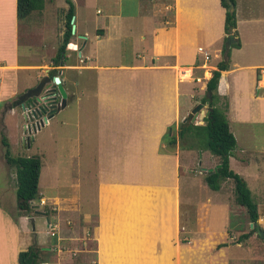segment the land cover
<instances>
[{
    "label": "crops",
    "instance_id": "0c3cea01",
    "mask_svg": "<svg viewBox=\"0 0 264 264\" xmlns=\"http://www.w3.org/2000/svg\"><path fill=\"white\" fill-rule=\"evenodd\" d=\"M123 1V8L111 7L99 18L94 36L83 30L71 41L76 48H69L79 55L73 60L68 54L67 62L61 60L59 65L77 72L74 80L61 73L60 77L69 94L68 103L74 100L80 105L78 164L82 171L84 160L91 163L98 184L97 205L83 212L78 196L62 199L56 244L48 238L33 245L42 249L41 258L51 253L40 264H203L205 257L216 256L200 243L180 248L182 149L179 143L171 149L165 137L170 130L172 133V126L177 133L180 122L191 117L197 96L206 94L207 82L223 60L227 10L221 0ZM20 22L17 0H0V34L9 39L11 34L8 44V38L0 44V100L8 107L21 85L17 72ZM236 37L240 42V36ZM263 66L230 63V69L222 71L219 94L228 98V112L241 125L264 124ZM53 67H58L54 61ZM246 69L254 73L252 89L244 80ZM184 95L194 99L191 106L183 102ZM246 96V106L237 107V101ZM8 109L16 111L12 105ZM208 109L198 117L204 120ZM243 150L250 149L244 146ZM209 159L214 169L220 158ZM5 194L0 195L4 198L0 200V264H20L19 253L31 247L26 236L31 215L9 208ZM207 201L211 203L212 197ZM240 208L251 223L246 208ZM259 211L258 221L264 229L260 206ZM53 221L48 217V224ZM197 232L194 234L199 236ZM256 237L251 231L247 242L218 245L222 247L220 264L237 259L234 256L240 250L234 248L244 249L240 246ZM203 238L207 237L198 240ZM250 256L245 263L257 264L263 259L259 253Z\"/></svg>",
    "mask_w": 264,
    "mask_h": 264
},
{
    "label": "rangeland",
    "instance_id": "374dc122",
    "mask_svg": "<svg viewBox=\"0 0 264 264\" xmlns=\"http://www.w3.org/2000/svg\"><path fill=\"white\" fill-rule=\"evenodd\" d=\"M126 2L128 5V1ZM73 3L75 14L71 21L72 41H75L83 30L94 36L99 18L111 7L116 6L121 9L125 5L123 0H73ZM69 8L70 5L66 0H46L43 10L34 11L20 22L21 45H19V54L21 58L17 72L21 78V85L19 83L20 92L16 97L10 99L12 101L9 104V107L12 105L16 111L9 110L5 102L0 100V195L3 191L6 192L5 196L9 198V208L13 206L17 209V175L16 168L10 166L6 161V146L3 143V138L7 137L11 153L14 156L39 154L43 160L39 185L42 198L34 204L35 210L28 214V216L31 215V218L28 219L26 236L31 247L36 240L40 242L48 238L54 240L51 243L56 244L61 228L57 225L59 212L64 197L71 195L75 198L78 196L81 199L83 212L92 211L97 205L98 184L97 179L93 178L94 172L91 171V163L88 162V159L84 160L82 171L79 169L76 131L77 108L80 105L76 101L70 100L65 108L56 112L49 123L34 134L30 146L24 142V125L26 122L20 106V96L28 88L37 85L43 76H50V71L54 68L53 58L60 45L63 44L68 20L66 13ZM235 9L237 27L238 20H240L237 31L241 45L234 44L232 46L229 62L231 65H235V63L264 64V0H237ZM7 38L8 36L0 34V44ZM10 39H7V44ZM68 54L75 60L79 51H73L69 48ZM31 65H35V70H31ZM65 67L58 66L56 68L59 69V74L67 75L70 80H74L77 72L64 69ZM243 75L246 85L252 89L254 85L253 71L246 69L243 71ZM66 87L68 88V86ZM202 98L197 96L198 103H203ZM246 100L247 96L245 100L237 101L235 105L244 108ZM226 101V98L222 97L220 105L224 106ZM183 102L186 106H191L194 99L190 95H184ZM250 106L253 107V104ZM205 108H208V103H204L200 112ZM226 114L238 143L231 157V169L247 181L254 199L261 203L259 206L261 207V214L264 215V124L248 123L241 125L236 121L237 119H234L233 113L227 111ZM190 116L192 119L193 115L190 114ZM194 122L197 124L205 123L201 117H198ZM244 146L250 150L244 151ZM181 149L184 167L181 172L183 219L180 229V248L195 247L200 243L207 250L216 252L215 257H205L203 264H220L223 257L222 251L219 249L222 247L218 248V245L225 246L234 240H239L243 234L251 233V223L246 222V213H241L243 209L235 201L233 179L222 180V190L219 191H213L206 182L205 174L212 168L213 164L209 165L212 161L209 158L219 157L213 155L209 150L204 152L199 147ZM199 171L203 174L197 173ZM208 196L212 197L211 203L207 201ZM0 200L3 201L4 198ZM35 205L39 206L36 207ZM16 209H13L12 213L15 214ZM39 210L49 215L38 214L37 211ZM48 217L54 218L55 222L48 224ZM198 230L200 235L196 236ZM204 236L207 237L206 240L204 238L202 241L198 240ZM258 237L249 242V245L245 243L240 246L244 249L234 248L236 252L240 251L234 256L237 259H230L229 264H233L232 260L245 262L246 259L251 258L250 255L253 252L263 256V259L261 258L257 264H264V240ZM244 241L247 242V238ZM93 248L94 245L90 241L89 254L91 256ZM44 254L43 259L49 257L51 253Z\"/></svg>",
    "mask_w": 264,
    "mask_h": 264
},
{
    "label": "trees",
    "instance_id": "16d2710c",
    "mask_svg": "<svg viewBox=\"0 0 264 264\" xmlns=\"http://www.w3.org/2000/svg\"><path fill=\"white\" fill-rule=\"evenodd\" d=\"M70 8L66 13L67 29L64 33L63 44L60 45L56 56L53 58L54 65H61V60L67 62L69 46L75 48L76 44L72 40V23L71 20L75 14L73 0H66ZM222 5L226 8L225 32L227 36L234 33L239 35L237 31V15L236 9L231 11L230 4L226 0H221ZM236 5L237 0H232ZM46 0H17V13L19 20L23 21L29 17L34 11L43 10ZM225 37V41L227 39ZM240 46V42L235 43ZM225 51V44L223 52ZM213 71L212 77L207 82L206 94L202 98L203 103H208V114L204 118V124L192 122L191 117L180 122L177 133L174 132L175 127L172 126L165 137L167 145L173 149L179 143L181 148L199 147L202 150H209L213 155L220 158L221 166L218 170L212 169L205 174V179L208 186L218 191L221 188V182L224 179H233L234 193L237 204L246 208L250 222H256L260 218L259 203L254 199L253 193L247 181L233 169H231L230 159L237 146V138L231 130L230 121L226 112L229 109V100L227 97L224 106L220 105L222 96L219 94L218 86L222 75V71L230 69L229 60H221ZM59 69L55 68L50 71V76L58 75ZM62 78V77H61ZM63 82V81H62ZM211 94V97L209 96ZM61 97H58V101ZM194 139V141H192ZM3 143L6 146L5 158L7 163L16 168L17 175V208L20 215H28L33 212L34 204L42 198L40 193V177L43 167V160L39 154L27 156H14L11 153L10 143L7 137L3 138ZM195 145H194V144ZM257 233L255 229H252ZM259 236V235H258ZM250 237V233H245L239 238V243ZM260 237V236H259ZM261 238V237H260ZM262 239V238H261ZM264 240V239H263ZM220 246V245H219ZM42 249L36 246L30 247L28 250L19 253L20 264H40L44 260L41 258ZM244 261L232 260L233 264H239ZM244 264H247L244 262Z\"/></svg>",
    "mask_w": 264,
    "mask_h": 264
},
{
    "label": "water",
    "instance_id": "95a60500",
    "mask_svg": "<svg viewBox=\"0 0 264 264\" xmlns=\"http://www.w3.org/2000/svg\"><path fill=\"white\" fill-rule=\"evenodd\" d=\"M226 1L230 4L231 11H234L236 5L232 2V0ZM238 42L239 40L234 33L227 36L224 51L225 60L229 59V53L233 44ZM59 96L61 97V101L58 103ZM209 96L211 97L210 93ZM68 99L69 94L62 82L60 74L54 76H43L37 85L29 88L20 96V105L26 122L24 125V142L26 144L30 145V141L34 137V134L43 126L48 124L49 120L56 112L67 106ZM50 105L52 106L50 107ZM203 106V103H199L192 110V122L198 118L200 110ZM220 166L221 164H218L214 169L218 170ZM211 170L212 169L209 171ZM251 227L256 230L257 234L262 239H264V229L260 226L259 221L251 222Z\"/></svg>",
    "mask_w": 264,
    "mask_h": 264
},
{
    "label": "built area",
    "instance_id": "2783aa9c",
    "mask_svg": "<svg viewBox=\"0 0 264 264\" xmlns=\"http://www.w3.org/2000/svg\"><path fill=\"white\" fill-rule=\"evenodd\" d=\"M206 57L209 58V54L206 53ZM261 81L264 82V72L262 73ZM54 234V233H53Z\"/></svg>",
    "mask_w": 264,
    "mask_h": 264
},
{
    "label": "flooded vegetation",
    "instance_id": "af4514ba",
    "mask_svg": "<svg viewBox=\"0 0 264 264\" xmlns=\"http://www.w3.org/2000/svg\"><path fill=\"white\" fill-rule=\"evenodd\" d=\"M61 101V99H59V101H58V103ZM21 106V105H20ZM52 105H50V107H51Z\"/></svg>",
    "mask_w": 264,
    "mask_h": 264
},
{
    "label": "bare ground",
    "instance_id": "6f19581e",
    "mask_svg": "<svg viewBox=\"0 0 264 264\" xmlns=\"http://www.w3.org/2000/svg\"><path fill=\"white\" fill-rule=\"evenodd\" d=\"M76 47V46H75Z\"/></svg>",
    "mask_w": 264,
    "mask_h": 264
}]
</instances>
